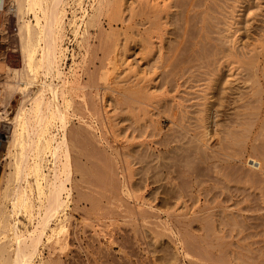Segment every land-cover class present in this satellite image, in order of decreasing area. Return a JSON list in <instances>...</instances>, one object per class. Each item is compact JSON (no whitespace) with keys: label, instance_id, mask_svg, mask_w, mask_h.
Listing matches in <instances>:
<instances>
[{"label":"rangeland","instance_id":"1","mask_svg":"<svg viewBox=\"0 0 264 264\" xmlns=\"http://www.w3.org/2000/svg\"><path fill=\"white\" fill-rule=\"evenodd\" d=\"M200 1L194 3L195 6L186 4L183 9L174 6L169 9L167 19L162 20L164 24L160 40L156 36L153 38L154 43L161 42V61L155 59L157 56L150 55L140 41L141 37L144 39L143 32L150 28V23L147 22L150 16L148 9L140 6V0H123L119 6L118 20L102 18L100 25L105 31L115 30L118 33L117 65L109 76V85H104L103 82L96 83L95 86L87 84L86 74L81 67L85 48H78L73 42L67 43L72 37L68 20L66 21V40L63 44L68 52L63 68L67 71L72 62L70 55L73 53L76 62L73 79L81 83L82 87L72 99L69 96L64 100L59 98V106L61 105L62 111L66 110L71 127H77L80 123L91 126L97 149L108 158L113 183L118 186L116 191L120 192L121 187L127 188L130 197L125 192H116L118 196L121 195V201L106 189L105 191L103 186L98 187L96 190L104 196L102 200L101 194L99 195V206L102 207L96 214L88 203L74 205L76 196L73 193L67 230L60 235V239L65 242L61 246L56 245L53 237L51 243L41 247L38 253L44 260L52 257L59 259L61 264H189L183 258L182 247L178 241H175L178 261L173 262L174 244L170 246L166 238H154L142 231L141 225L139 228L132 225L126 212L132 206L141 210L152 208L155 213L153 221L156 218L166 219V214L172 211L192 221L203 216L213 217L216 222L208 234L204 229H199L198 222L193 226L194 235L198 240H203L200 245L206 244L205 249L210 250L214 256L221 257L222 254V257H226L222 258L223 264H264V191H255V201L247 199L242 192L239 195L234 191L236 188H250L253 183L252 175L262 172L259 168L264 171V93L256 101L247 89L248 83L243 81L244 73L238 72L235 65L223 62L221 65L214 63L213 66L205 68V59H202V55L204 57L212 51L227 50L230 45L236 47L241 43L247 49L254 48L264 32V0H213L212 3L210 0V4L208 0H202V3ZM204 3L206 6L209 4L207 8L203 7ZM8 4L6 0L5 10L0 11V35L3 37L0 49L8 51V54L2 52L0 58L4 57L9 67L17 68L21 66L15 25L17 22L13 14L7 11ZM83 5L86 4L82 2L79 7L70 4L67 8L68 18L72 12L78 13ZM200 12L204 14L201 15ZM226 14L229 15L227 19ZM205 15L210 17L206 18ZM237 22L240 23L239 26L235 25ZM93 35L90 43L94 46L96 43ZM225 43L228 45L225 46ZM202 46L205 48L202 49ZM207 48L209 53H206ZM99 53L98 57L101 56ZM261 56L260 61L264 58V52ZM153 58L157 61L154 62ZM0 74L3 81V71ZM110 79H115L114 83ZM260 79H263L262 75ZM138 80L143 87L150 89L147 93L153 96L149 100L147 97L145 101L141 100V107L144 104L142 108L132 95ZM123 89L125 94L121 92ZM91 95L96 99L99 116H92L88 110L81 113L77 108L78 104L86 103ZM10 98L9 118L14 114L20 95L13 93ZM64 101L69 104L64 105ZM247 101L249 105L244 106V103L248 104ZM163 105L168 110L159 108ZM1 123L0 141L3 142L5 151L0 191L6 171L5 163L8 161V144L4 141V136L10 131V121ZM87 158H81V161L85 163ZM254 164L258 166L253 167ZM234 169L238 172L235 173ZM260 174L264 179V173ZM262 186L264 188V184ZM254 204L262 210H244L246 206L252 207ZM219 213L221 217H218ZM234 215H239L238 221L244 223L234 227L225 224L231 219L237 221V216ZM135 229L142 232L134 234ZM130 245L133 247L129 248ZM207 246L210 248H206Z\"/></svg>","mask_w":264,"mask_h":264},{"label":"bare ground","instance_id":"2","mask_svg":"<svg viewBox=\"0 0 264 264\" xmlns=\"http://www.w3.org/2000/svg\"><path fill=\"white\" fill-rule=\"evenodd\" d=\"M85 1L86 0H8L9 4L7 11L13 14L12 16L16 18L15 22H17L15 25H17L16 30L19 39V46H17L19 49L18 54L20 56L21 66L11 68L6 64L4 57L0 58V71H3V81L0 86V123L10 121V131L7 136H4V141L8 144L6 152L8 161L5 163L6 171L1 181L2 189L0 191V264H61L59 259H54L52 257L44 260L39 256L40 253H38V250L51 243L53 237H55L54 241L56 245L61 246L63 245L62 242H65L60 239V235L67 230L73 193H75L74 196H76V201L73 203L74 205L78 206L80 203H88L96 214L99 213L100 207H102L101 205L99 206V195L101 193L96 190V188L103 186L102 188H104V190L106 189L107 192L109 191L114 198L118 197V199H120L119 196L121 197L120 194L118 196L116 193L119 191H116L117 185L115 186L113 183V177L111 176L113 173L111 174L112 171L109 168L110 164L108 163V158L106 159L105 153L97 149V142H95V137L91 133L93 131V129H90L91 126L80 123L77 127H71L66 115V110L62 111L61 105L59 106V98L64 100L66 96H69L72 99L82 87L81 83L73 79V70L76 67L75 55L73 53L70 55L72 62L70 66L67 67V71L63 68L66 53L68 52L63 44L66 40L64 26L67 20L72 37L67 43L73 42L76 47L85 48L81 67L86 74L87 84L95 86L96 83L103 82L104 85H109V76L116 69L117 65L116 44L118 33L115 30L105 31L101 27L100 21L102 18H107L110 21H115L116 18L118 20V16L120 15L119 6L123 0ZM140 1V6H145L146 9H148V15H150L147 20V22L150 23V28L143 32L144 39L141 37L143 40L140 38V41L143 46L146 47L147 51H149L150 55L153 54L157 56L153 57L161 61L163 56L161 42L159 41V44L154 43L153 38L156 36L160 40L164 24L162 20L165 21L167 19L169 9L173 6L183 9L186 4L193 5L200 0ZM209 1L210 0H208V2ZM82 2L86 5L81 6L78 13L75 14L72 12L73 14L68 18L67 8L70 4H73L74 7H79ZM200 2L202 3V0ZM210 2L212 3L213 0ZM213 5L211 4L210 6L214 7ZM207 6L204 3L203 7L207 8ZM231 11L233 12V10ZM218 12L219 11H217V13ZM200 13L201 15L204 14L203 12ZM207 16L210 17L209 15ZM207 16L205 15L206 18H208ZM228 16L226 14V19ZM210 22L206 23L208 24ZM235 25L239 26L240 23L237 22ZM207 30H209L208 26ZM238 31L239 29L237 28L236 32ZM92 34H94V42L96 43L94 46L90 43ZM221 39L223 38L221 37ZM259 39L258 44L252 49H247V47H245L246 45L240 43L236 47L230 45L227 50H214L215 52H210L208 51L209 48H207L208 52L206 53H210L204 57L201 54L202 59H205V68L213 66L214 63L221 65L223 62H227L229 65H235L238 72L244 73L245 78L243 81L246 84L248 83L247 89L250 90L252 98H255L256 101L260 100L264 93V58L260 61L262 58L261 55L264 52V32L261 33V38L259 37ZM234 44L236 45V43ZM227 45L225 43V46ZM203 47L204 46H202V49ZM98 52L101 53L100 57L97 56ZM202 52L205 51L202 50ZM152 60L154 61V58ZM261 75L263 76L262 80L260 79ZM110 80L112 81L111 83L115 81V79ZM82 85H84V83ZM105 88L107 89L108 86ZM149 90V88L146 89V87H143L139 80L136 82L135 88L132 90V95L134 96V101L137 100L136 103L140 108L144 106L143 104L141 107V100L145 101L146 97L148 100L153 97L147 93ZM124 91V89L123 91L121 90L122 93H124ZM13 93H17L18 96L20 95V100L17 102L13 116L9 118L8 107L11 104L10 101L13 97H10ZM86 97L83 98L86 99ZM88 98L86 103L80 105L76 104L79 112L81 111L82 113L84 110H88L91 112L92 116L98 115L99 111L95 101L96 99L94 100L93 95ZM65 104L69 103L66 102L64 105ZM129 105L130 104H128V106ZM246 105L248 106L249 102L248 104L244 103V106ZM159 108L163 111L168 110L165 105ZM130 113L132 114V111ZM248 131L251 130L248 128ZM259 135L260 134H258V137ZM259 138H257V140ZM85 157H88V160L83 163L81 158L83 159ZM239 159L242 158L240 157ZM214 165L213 167L216 168V165ZM255 166L258 165L254 164L253 167ZM240 168L241 166L239 169ZM259 170L262 171H259L260 173H264L261 168H259ZM204 171L206 172V170ZM233 171H235V169ZM237 172L235 171V173ZM260 173L257 172L252 175L251 179L253 183L250 185V188H236L234 191L237 193L242 192V194L246 195L247 199L250 198L252 201L257 200L255 191H260L261 189H263L262 192L264 191L263 186L261 187V185L264 184V179H262L261 176L263 175ZM242 176H240V178ZM253 186L255 187L252 188ZM121 188L119 193L123 194L122 192H125V194L127 193V196L130 197V191L127 188ZM240 194L241 193H239V195ZM102 196L104 195L101 194L103 200ZM120 200L122 201V199ZM254 205L252 207L246 206L244 210L255 212L262 210L257 204ZM77 206L74 207L76 208ZM127 206L128 205H126V207ZM123 208L122 206L121 209L123 210ZM105 212H103V215ZM126 212L128 213V215L127 213L126 215L129 216L132 225L138 228L141 225L140 228H142V231L147 232L154 238H166L170 246L174 244V246H172V250L174 251L173 262L178 261L177 253H175L177 241L182 247L183 258H185L189 264H223L222 258H226L222 257L221 254V257L218 256L221 258L220 259L214 256L210 250H206L204 247L206 244L200 245V243H203V240H198V237L195 236L192 231L193 226H195L194 224L198 222L199 224H197V226L200 227L199 229H204L207 234L208 232L210 233V230H213L214 223L216 222L211 216H209L211 218H203L204 216L199 219L194 218L192 221L184 218L182 214L172 211L166 214V219L161 220L158 218L159 220H156V218L153 221L152 218H155V213L152 208L141 210L129 206ZM105 215L103 217H105ZM123 215H125V213ZM119 216H121V214ZM219 216L221 217L222 215L219 213L218 217ZM238 216L235 218L237 221ZM99 218L102 217L100 216ZM237 221L231 219L225 222V224L227 223V225L234 227L237 224L241 225L244 223L241 221H238V223ZM142 231H136L135 229L134 234H138V232L140 233ZM133 238L135 239V236ZM130 246L129 248L133 247V245ZM208 247L209 246L206 248ZM129 248L127 249L132 252ZM225 262H227V259H225Z\"/></svg>","mask_w":264,"mask_h":264},{"label":"crops","instance_id":"3","mask_svg":"<svg viewBox=\"0 0 264 264\" xmlns=\"http://www.w3.org/2000/svg\"><path fill=\"white\" fill-rule=\"evenodd\" d=\"M5 2H6V0H0V11L3 10V9L5 10ZM1 43H3V37H2V35H0V47H1ZM2 52H3V54L4 53L5 54H8V51L7 52H4L2 49H0V53H2ZM6 60H7V58H6ZM1 78L2 77H1V74H0V82L2 81ZM0 86H1V83H0ZM0 109H1V106H0ZM4 151H5V149L3 147V142L0 141V179H1L2 174H3L2 160H3Z\"/></svg>","mask_w":264,"mask_h":264}]
</instances>
